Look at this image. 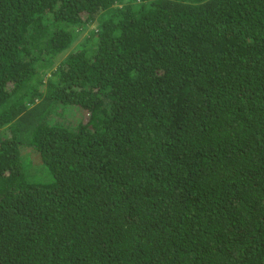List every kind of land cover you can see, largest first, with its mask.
Wrapping results in <instances>:
<instances>
[{"label": "trees", "instance_id": "1", "mask_svg": "<svg viewBox=\"0 0 264 264\" xmlns=\"http://www.w3.org/2000/svg\"><path fill=\"white\" fill-rule=\"evenodd\" d=\"M0 264H264V0H0Z\"/></svg>", "mask_w": 264, "mask_h": 264}, {"label": "rangeland", "instance_id": "2", "mask_svg": "<svg viewBox=\"0 0 264 264\" xmlns=\"http://www.w3.org/2000/svg\"><path fill=\"white\" fill-rule=\"evenodd\" d=\"M95 27H96V23L92 24L90 26V29H93ZM86 34H87V32H86ZM86 34L82 35L79 40H81ZM66 56H67V53L59 56L58 57L59 59L56 61V63L59 64L60 59H63ZM60 108L58 111L59 114H55V115L61 122H63L66 125H70V124L72 126H73V124L76 125L79 121L81 122L82 120H85V117L87 115L79 107H75V106L63 107V106H61Z\"/></svg>", "mask_w": 264, "mask_h": 264}]
</instances>
